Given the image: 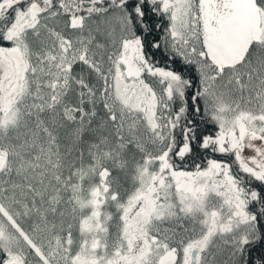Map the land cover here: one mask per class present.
<instances>
[{
    "label": "snow or ice",
    "instance_id": "obj_1",
    "mask_svg": "<svg viewBox=\"0 0 264 264\" xmlns=\"http://www.w3.org/2000/svg\"><path fill=\"white\" fill-rule=\"evenodd\" d=\"M0 264H264V0H0Z\"/></svg>",
    "mask_w": 264,
    "mask_h": 264
}]
</instances>
